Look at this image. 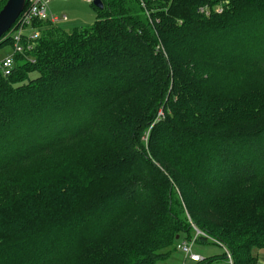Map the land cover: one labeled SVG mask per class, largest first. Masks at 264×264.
<instances>
[{
    "label": "trees",
    "instance_id": "obj_1",
    "mask_svg": "<svg viewBox=\"0 0 264 264\" xmlns=\"http://www.w3.org/2000/svg\"><path fill=\"white\" fill-rule=\"evenodd\" d=\"M101 2L0 74V264H157L196 230L257 264L264 0Z\"/></svg>",
    "mask_w": 264,
    "mask_h": 264
},
{
    "label": "built area",
    "instance_id": "obj_2",
    "mask_svg": "<svg viewBox=\"0 0 264 264\" xmlns=\"http://www.w3.org/2000/svg\"><path fill=\"white\" fill-rule=\"evenodd\" d=\"M223 0L217 5V9L221 10L223 8ZM48 1L46 0H30V6L28 9L22 13L18 20L19 27L18 31L13 34L14 39V53L13 55L7 57L5 60L0 62V74L4 76H9L14 67V55L22 54L24 52L23 47V30L30 26L34 21L50 22L55 25L60 20L66 21L67 17H56L50 16L48 13ZM201 13L207 14L206 10L202 9ZM17 24V23H16ZM40 37V32L35 33L29 38L30 41H35ZM30 49V48H29ZM198 236H203L201 232L196 230L195 239L192 242L184 241L177 246V250L181 252L185 260H189L193 263H201L204 259L201 255L196 253V240ZM227 261L229 264H233L231 256L227 254Z\"/></svg>",
    "mask_w": 264,
    "mask_h": 264
},
{
    "label": "crops",
    "instance_id": "obj_3",
    "mask_svg": "<svg viewBox=\"0 0 264 264\" xmlns=\"http://www.w3.org/2000/svg\"><path fill=\"white\" fill-rule=\"evenodd\" d=\"M46 1H48L47 8L50 16H56L59 18L67 17L66 21L60 20L58 23L55 24V26L61 25L64 29L75 30V29L84 28L86 27V25H89L94 20H96V12L92 6V3L88 0H46ZM28 28L32 29L30 33L34 32L32 35L29 36V38L33 36L35 33L39 32L32 28V24L28 26ZM201 247L205 249L204 246L200 245L199 247H196V251ZM212 249L213 248L208 247V249L206 250L207 256L206 255L203 256L198 252L196 253L201 255L203 259L222 255L221 251L214 253V250ZM209 250H211V252H209ZM157 264H197V263H193L189 260H185L181 252L179 253L177 251H172L171 254H169V257H167L165 260L160 261ZM207 264H229V263L227 259H220Z\"/></svg>",
    "mask_w": 264,
    "mask_h": 264
},
{
    "label": "water",
    "instance_id": "obj_4",
    "mask_svg": "<svg viewBox=\"0 0 264 264\" xmlns=\"http://www.w3.org/2000/svg\"><path fill=\"white\" fill-rule=\"evenodd\" d=\"M88 1L92 2L98 9L103 8L101 0ZM26 4L27 0H7L6 4L0 11V42L6 41L4 37L15 27L26 8ZM176 240H179V237H177Z\"/></svg>",
    "mask_w": 264,
    "mask_h": 264
},
{
    "label": "rangeland",
    "instance_id": "obj_5",
    "mask_svg": "<svg viewBox=\"0 0 264 264\" xmlns=\"http://www.w3.org/2000/svg\"><path fill=\"white\" fill-rule=\"evenodd\" d=\"M95 22V20L92 22V23H90L89 25H86V27H89V26H91L93 23ZM58 28L60 27V29L62 30V31H64V32H67V33H70V32H72V30L73 29H64L61 25H56ZM31 28H28V27H26L24 30H23V34L24 35H27L28 37L30 36V35H32L34 32H32V33H30L31 32ZM13 53H14V46L13 45H11V44H6V45H4L3 47H1L0 48V62H2L3 60H5L7 57H9V56H11V55H13ZM262 90V89H261ZM260 90V91H261ZM260 93V92H259ZM193 227H194V225H192ZM195 228V227H194ZM185 236L186 235H184L183 237H182V240H180V242H178V244H177V246L180 244V243H182V242H184L185 240ZM215 243V245H213V246H210V245H202V246H204L205 247V249L203 248V247H201V248H199V249H197V251L196 252H198L199 254H202L203 256H205L206 255V250L208 249V247H210V248H213L212 250H214V253H216V252H222V255L225 253L224 251V248L222 247V245H221V243L220 242H218L217 240L216 241H214ZM176 246V247H177ZM204 249V250H203ZM173 251H177V252H179L178 250H177V248H176V250H173ZM209 252H211V250H209ZM180 253V252H179ZM182 254V253H181ZM252 255H253V257H255V259H256V261H257V264H264V248H262V249H256V250H253V252H252ZM207 256V255H206ZM204 258H206V257H204ZM201 264H206V262H204V263H201Z\"/></svg>",
    "mask_w": 264,
    "mask_h": 264
}]
</instances>
